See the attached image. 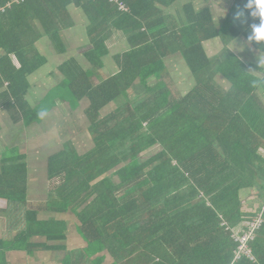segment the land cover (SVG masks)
Returning a JSON list of instances; mask_svg holds the SVG:
<instances>
[{
	"label": "trees",
	"instance_id": "trees-1",
	"mask_svg": "<svg viewBox=\"0 0 264 264\" xmlns=\"http://www.w3.org/2000/svg\"><path fill=\"white\" fill-rule=\"evenodd\" d=\"M41 1L32 12L30 5ZM47 1L73 3L83 12L91 66L102 64L112 31L123 34L128 49L116 58L117 73L97 85L91 80L95 68L71 66L59 69L65 77L52 91L72 110L84 99L89 103L85 114L94 147L83 154L65 147L47 160V180L58 183L57 200L48 201L47 210L71 213L85 247L68 251L66 223L40 220L37 211L27 210L16 248L61 252L62 264H77L75 255L93 264H264V69L252 73L254 63L248 68L227 48L240 39L239 53L264 56V39L248 38L251 25L259 23L245 7L248 0H230L220 18L202 3L207 0H118L127 11L110 0H24L11 9L20 8L30 28L35 21L24 11L34 14L47 32L64 11L55 15ZM12 18L9 8L0 12V21ZM10 31L6 27L4 34ZM217 39L224 48L212 59L203 43ZM7 44H0L6 52L0 68H13L10 53L20 63L6 75L11 105L25 126L39 124L53 107L30 108L25 96L28 77L45 59L21 57L20 49ZM174 53L196 82L183 96L163 84L148 85L149 79L159 80L164 59ZM218 76L225 90L215 82ZM4 162L0 198L26 205L25 157L11 154ZM260 215L262 223L246 242L249 254L240 252L238 239L249 231L244 223Z\"/></svg>",
	"mask_w": 264,
	"mask_h": 264
},
{
	"label": "crops",
	"instance_id": "crops-1",
	"mask_svg": "<svg viewBox=\"0 0 264 264\" xmlns=\"http://www.w3.org/2000/svg\"><path fill=\"white\" fill-rule=\"evenodd\" d=\"M23 1L24 0H8V3L5 4V0H0V12H4L5 8H9V10L11 11V15L13 16L12 20L9 23L0 21V44L2 41L9 42L10 44H7V46H9L10 48L13 47L14 49H20L19 55L21 57L40 56L41 58H44L45 64L39 68H45L46 66H50L49 68H53L45 70L47 75L46 81H49V86H52L51 88L58 87L60 81L64 80L65 76L62 71L60 72V68H69L71 66L73 68H95L93 70V78L96 81L92 79V82L96 85L104 79L117 73L118 65L116 58L118 56H121L128 49L127 40L124 38L122 33H120L119 31H112L109 35H107L105 41L107 55L103 59L102 64L101 62H99L98 65H95L93 67L90 63H88L85 57V54L91 48L86 33L88 24L83 12L78 7H76L75 4L72 3L64 7L63 4H59L56 1L45 2L46 7H52L55 9V15L59 10H64L62 12V18L60 16L54 18L55 15L53 16V18L55 19L53 25L51 24L48 31L45 32L44 28H42L40 24H38V18L33 17L34 14L28 15L26 9L24 11L25 15L30 16L31 19L35 21V25L30 28L29 25L26 24V21L21 19V14H19L21 12V9H11L13 4H21L23 3ZM214 2H222V0H207L206 2H202L205 6L210 7L212 14H214ZM43 3V1H41V3L39 4L32 3L30 5L32 12L36 13L35 9L39 8L40 4ZM230 5H227L228 7L226 8V11L223 15H226V13L228 12L227 9L230 7ZM196 6L198 7V4ZM46 19L48 22H50L51 20L48 18ZM55 25H59L57 27L60 29V31H58L56 37H53L52 30ZM10 26L11 31L4 34L5 28ZM211 41L204 42L203 46ZM204 49L206 51L205 46ZM5 53L6 52L4 51V49L0 47V57L5 55ZM16 56H18V54L10 53L9 55L13 68H0V172L2 168L4 169V161L7 159V157H10L11 154H13L14 156L25 157V166L27 169V203L26 205H23L0 198V264H62L61 258L63 256V253L61 252L45 251L44 249H36L30 252H25L16 248V245L14 243L25 232V212L27 210H35L38 212V218L40 220L52 217L66 223L67 239L65 245L68 251L76 252V250L78 249L81 251V249L85 247L81 242L79 243V246L76 248V250H74L75 248L71 246L72 242L70 240L72 239V236L75 238L79 237V235L75 229L76 221L74 220L75 222L71 223V219L68 216V213L57 214L47 210V202L57 200L55 186L58 184L56 180H54L53 182H49L47 180V160L52 154L62 151L65 148V145H60L59 150L55 151L54 153H50L44 159V162L46 164L44 175H42L43 173H40L38 171L36 172L29 166L27 154L31 151L38 150L40 146L35 145L38 146L36 148L29 144L24 145L21 140V134H25V130L31 129V127H33L34 125H41L47 118V116L45 115L44 119L39 124L33 123L29 126H25L22 121V116L17 113L16 108L12 107L11 104H14V99L8 91L9 82L6 79V75H8V73H10L11 71L16 72L19 69L20 63ZM207 56L209 58H212L216 55L210 56L207 54ZM218 56H216V58ZM238 56L248 67L249 64L245 62L246 59H243L244 57H247V52L245 51V49L244 51L242 50ZM254 60L256 63L254 67L256 68H254L253 71H262L263 68H261V64H258L257 66L256 55L254 56ZM65 64H68V66ZM164 66L165 71L157 81L156 85L163 84L171 89L172 94L178 93L179 96L185 95L194 86H196L195 78L185 66L180 54L174 53L166 57L164 59ZM40 69L31 74L27 79L28 90L25 96V102L30 108H32L28 101V97L31 91L30 80L32 77L35 78L41 72ZM184 70L187 71L189 77H186L187 74L184 72ZM55 71L59 72L60 75L58 81L55 80ZM153 79L154 78L148 80V85H151V83L156 80ZM189 79L193 81L194 84H190ZM184 81H187L188 84H186ZM215 82H217V85H220L222 89L225 90L226 84L225 80L222 77L220 78L218 76L217 81ZM172 88L174 89V91L172 90ZM131 97L135 96L132 94ZM88 105V101L84 99L78 103V107H76V109L71 110L70 103L68 104L64 101H60L59 99H54L52 95L46 93L39 101L38 107L41 108L45 106L46 109H48V106H52L53 108H49L48 110H50L49 113H53L55 116V108L58 113L59 111H61V108L64 107L65 109H69L74 114L79 115V113H82L83 117L87 118L85 112L89 107ZM116 106L117 105L111 107L108 112L106 111V108H104L101 112L103 116H101L100 113V117L98 119L103 120L104 116L114 110ZM64 108L63 110H65ZM58 114L61 115L60 113ZM81 126L84 128V134L80 135L79 140L82 141V139L84 138L83 143L85 145H82L81 147L77 145L74 148L76 152L78 151V154H83L94 147L89 133V121L86 125V123L82 120ZM50 131L56 132V126L52 125L50 127ZM67 131L69 132L70 130ZM74 137H77V135H75ZM33 140L34 139H32L30 143H34ZM74 144L76 145V143ZM74 144L72 145V147L74 146ZM67 149L70 150V148ZM20 163L22 162L20 161ZM40 175H42V178ZM76 242L78 243L77 240ZM83 243L84 245H86L84 241ZM77 259L81 261L82 259H86V257L82 256L81 258H78L76 255L73 256L74 262L78 264L79 262H77Z\"/></svg>",
	"mask_w": 264,
	"mask_h": 264
},
{
	"label": "rangeland",
	"instance_id": "rangeland-1",
	"mask_svg": "<svg viewBox=\"0 0 264 264\" xmlns=\"http://www.w3.org/2000/svg\"><path fill=\"white\" fill-rule=\"evenodd\" d=\"M230 4H231V1H228V0H222V2H214V5H215L214 14H215V16L220 18L224 14V12L226 11V8ZM216 20H218V19H216ZM239 40L240 39H237L236 41H239ZM236 41L229 43L227 45V48L231 52H233L234 54L239 55V52H238L239 49L236 50V48H235ZM245 44L247 46V43H245ZM238 45H239L238 47H241V49L243 48L242 44L240 45V42H238ZM204 46L206 48L207 54L210 56H214V55L218 56L224 48V44L218 39L216 41H211L208 44H205ZM255 53L252 55V57L247 56V57H244L243 59H246L245 62H247L248 64L250 62H253L255 65L256 63L254 60V56L257 54L256 55L257 66H258V64H261V66H262V62L264 61V56L261 54H258V53L255 54ZM237 57H239V56H237ZM239 59L241 60L240 57H239ZM49 67L50 66H46L45 68H41L40 69L41 72L35 78L32 77L30 80L31 91H30V95L28 97V101H29L30 105L32 106V108H36V107L39 108L38 107L39 101L41 100V98L44 94L49 93L50 95H52V91L54 90V88H51L52 86H49V84H50L49 81H46L47 75H46L45 70L53 69V68H49ZM262 67H264V65ZM248 68H250V65L248 66ZM250 70H252V68ZM184 72L187 74L186 77H189L187 71L184 70ZM251 72L255 73L253 70ZM59 78H60L59 72L55 71V80L58 81ZM92 79L94 81H96L93 77H91V80ZM153 80H155V79H153ZM184 82L186 84H188L187 81H184ZM156 83H157V81L155 80L154 82L151 83V85L155 86ZM190 84H194V82L190 80ZM172 90L174 91L173 88H172ZM118 103H121V102L120 101L113 102V104L106 107V111L108 112L111 109V107H114ZM63 108H61V111L58 112L61 115H59L57 113L56 108H55L56 116L53 113L51 114V113L46 112L45 115L47 116V118L44 120V122L41 125H39V126L34 125L33 127H31V129L25 130V134H21V140H22L24 145L29 144V145H32L33 147H36V148L38 146H35V145L40 146V148L38 150L29 152L27 154V159L29 160V166L31 168H33L36 172L38 171L40 173H43L42 175H44V170H45V165H46L44 162V159L50 153H54L55 151L59 150L60 145H62V146L65 145L64 147L70 148V150L74 151V152H75L74 148L77 145L80 147L82 145H85L83 143L84 138L81 141V140H79V137H80V135L84 134V131H83L84 128L81 126V121L83 120L87 125L88 124L87 118L83 117L82 113H79V115H77V114L72 113L69 109L64 108L65 110H63ZM66 110H69V111H66ZM69 112H70V114H69ZM101 116H103L102 113H101ZM52 125L56 126V132L50 131V127ZM67 130H70V131L68 132ZM75 135H77V137H74ZM90 137H91V135H90ZM32 139H34L33 140L34 143H30V141H32ZM74 143H76V145ZM73 144H74V146L72 147ZM262 152L264 153V151H262ZM77 153H78V151H77ZM42 175H40L41 178H42ZM68 216L71 219L70 222L74 223L75 219H74L73 215L71 213H68ZM244 224H247V223H244ZM76 240L78 241V243L76 242ZM70 241L72 242L71 246L75 248L74 250H76V248L79 246L80 242L83 244V246H85L80 236L75 237V238L72 236V239ZM57 256H59V255H57ZM93 261L89 260V259H82L80 261L79 259H77V262H79L78 264H93Z\"/></svg>",
	"mask_w": 264,
	"mask_h": 264
},
{
	"label": "clouds",
	"instance_id": "clouds-1",
	"mask_svg": "<svg viewBox=\"0 0 264 264\" xmlns=\"http://www.w3.org/2000/svg\"><path fill=\"white\" fill-rule=\"evenodd\" d=\"M250 10L249 15L253 18H259L258 24L251 25L250 41L264 39V0H248L245 6ZM240 13H237L239 16Z\"/></svg>",
	"mask_w": 264,
	"mask_h": 264
},
{
	"label": "built area",
	"instance_id": "built-area-1",
	"mask_svg": "<svg viewBox=\"0 0 264 264\" xmlns=\"http://www.w3.org/2000/svg\"><path fill=\"white\" fill-rule=\"evenodd\" d=\"M111 3L116 4L117 8L119 11H127V7L125 6L124 3L118 1V0H110ZM263 218L260 215L257 219L253 220L252 223H247L244 224L245 227L248 228V232L245 233L244 235H242L238 240L240 242V247H239V251L249 254V251H246V242L248 241V239L252 236L253 231L262 223Z\"/></svg>",
	"mask_w": 264,
	"mask_h": 264
}]
</instances>
